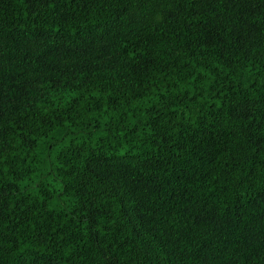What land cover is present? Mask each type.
Here are the masks:
<instances>
[{
    "label": "trees",
    "instance_id": "1",
    "mask_svg": "<svg viewBox=\"0 0 264 264\" xmlns=\"http://www.w3.org/2000/svg\"><path fill=\"white\" fill-rule=\"evenodd\" d=\"M0 264H264V0H0Z\"/></svg>",
    "mask_w": 264,
    "mask_h": 264
}]
</instances>
